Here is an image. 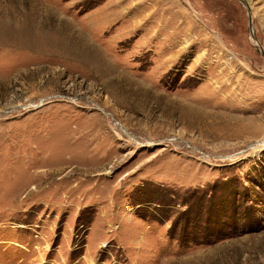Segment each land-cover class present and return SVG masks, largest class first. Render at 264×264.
I'll return each instance as SVG.
<instances>
[{"label":"rangeland","instance_id":"374dc122","mask_svg":"<svg viewBox=\"0 0 264 264\" xmlns=\"http://www.w3.org/2000/svg\"><path fill=\"white\" fill-rule=\"evenodd\" d=\"M251 32L242 0H0V264H264Z\"/></svg>","mask_w":264,"mask_h":264},{"label":"water","instance_id":"95a60500","mask_svg":"<svg viewBox=\"0 0 264 264\" xmlns=\"http://www.w3.org/2000/svg\"><path fill=\"white\" fill-rule=\"evenodd\" d=\"M245 6H246V8H247V14H248V28L251 29V18H252V17H251V11H250L249 5H246V3H245ZM252 36H253L254 40L257 41V50H258V52H260L261 55L264 57V52H263L262 47H261L260 43L258 42V40H257V38H256V36H255V34L252 33Z\"/></svg>","mask_w":264,"mask_h":264},{"label":"bare ground","instance_id":"6f19581e","mask_svg":"<svg viewBox=\"0 0 264 264\" xmlns=\"http://www.w3.org/2000/svg\"><path fill=\"white\" fill-rule=\"evenodd\" d=\"M244 3H246V5H250V1L249 0H242ZM251 17H252V14H251ZM251 30H252V32H251V35H252V33H254V30H253V26H252V18H251ZM255 34V33H254ZM252 39H253V41H254V43L256 44V47H257V41L256 40H254V38H253V36H252ZM262 47V46H261ZM262 50H263V48H262ZM263 52H264V50H263Z\"/></svg>","mask_w":264,"mask_h":264}]
</instances>
